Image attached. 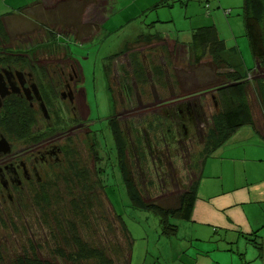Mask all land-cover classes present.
Returning a JSON list of instances; mask_svg holds the SVG:
<instances>
[{
	"label": "trees",
	"instance_id": "obj_1",
	"mask_svg": "<svg viewBox=\"0 0 264 264\" xmlns=\"http://www.w3.org/2000/svg\"><path fill=\"white\" fill-rule=\"evenodd\" d=\"M55 1L57 2L54 7H47L48 0H42L19 9L17 15L14 13L0 15V51H10L13 54H17L15 55L18 57L17 60L23 64L29 59L31 60L37 55V53L32 55L29 53L28 50L31 44L24 49L18 44L14 46V44L10 43V30L8 29L7 21L16 16L35 18L36 11L40 9L51 11V14H55L56 17L53 20L50 18L54 25L60 23L62 29L64 26L67 29H75L77 36H69V33L64 36L57 35L54 28L51 29L45 25L51 41L48 42L49 44L43 45V48L38 53L41 55H45L47 52L50 53L46 54L48 58H44L47 64L57 61H71V64H76L77 72L83 81L80 63L69 52L67 43H62V37L68 40L75 39V42H84L96 40V38L101 40L103 36L107 37L111 33L105 32L103 26L105 19H103L101 25H96L95 31L99 32V36L90 34L91 31H94V26L83 27L81 25V17L85 10L92 5V0H50V3ZM169 1L164 0L157 7L166 6ZM197 1L203 4L202 0ZM80 2H83V9L74 5V3L78 4ZM189 2L190 0L182 4L187 6ZM58 6L61 12H59ZM205 9L209 11L208 4H206ZM58 16H62L63 19H58ZM242 16L245 25V37L248 39L250 52L258 67L264 70V0H244ZM147 28L150 29L151 25H147ZM81 34L86 36L83 40L80 39L83 37L80 36ZM155 42H158L161 48L168 47L167 41L163 36L147 32L141 34L135 41L127 43L120 52L107 58L109 64L105 65V71L108 78L111 64L121 55L128 54L134 60L133 76L137 84H145L147 82L145 76L146 67L140 60L138 51L141 49L139 48L141 47L140 45L150 46ZM192 42L189 65L193 67L200 66L205 59H210V62L203 65L207 69H211L210 73L217 76V81L205 85V88L201 87L199 82L201 77L192 79L193 76L201 75L204 77L202 73H197L196 70L191 73V78H183L187 73L183 74L178 69L172 70L169 77L175 89L183 90L188 88L190 90L180 94V96L178 95L179 100L194 95L214 93V103L218 107V112L212 115L208 130L202 138L204 141L203 150L200 153L199 166L197 167L200 170L206 160L212 157L240 128L251 126L264 138V128L259 126V121L255 117L253 109L255 105L260 106L261 111L264 113V81L262 78L254 79L257 90L255 92L256 100L250 99L249 89L252 88L250 78L253 70L247 69L239 46L229 47L214 27L194 30ZM60 48L64 53L57 55ZM37 49L35 47V50ZM7 59H10V57ZM37 59L41 62L43 61V57L35 56V60ZM151 62L150 70L152 75L158 80L157 83L164 86L165 72L163 68L154 61ZM168 65L171 67L170 63ZM43 67L41 68L44 69ZM120 70H123L126 78L127 72L122 67H120ZM125 78L123 80H127ZM121 90L127 96L132 94V90L127 84H124ZM109 92L112 95L114 94L110 85ZM111 105L113 108L115 107L112 96ZM165 106H161L163 108L162 116L157 117L150 129L152 135L156 136V143L147 142L150 136L148 131L142 134L143 139H141L142 137L139 136L136 130L134 132L136 145L133 153L129 149L127 133L114 115L108 120V129L113 138L114 157L131 207L134 210L154 214L159 221L161 236L170 238L178 232L179 222H192L193 220V212L198 199L199 179L197 177L178 195L162 196L154 200L150 196L147 197L144 193L139 181L138 167L142 170V174L146 176L149 168L146 158L147 155L150 157L148 148H152V144L156 147L161 144H172V137H178V134L174 135L175 132H178L174 124V117L166 113ZM12 123L17 126V120H13ZM159 138L161 143L158 142ZM143 147H146V151H144ZM102 153L105 155L109 154L102 152L100 149V139L97 138L94 132L87 134L85 142H83V162H81V165L75 161L71 164L72 179L71 184L65 183L67 189L57 178L58 183H52L55 191H57L56 187L59 185L56 193L48 195L46 188H44L35 194L33 198L35 210L32 208L28 210H33L37 213L36 224L38 223L40 227L45 228L44 231L48 232V235L43 239L40 238L36 241L35 233L32 232V235L27 237V241L23 242L15 239L13 246H11L8 244V239L15 237L16 234H18L16 236H24L26 232L25 228H23L25 226L23 224L19 225L18 221L22 217L25 218L28 210L17 211L18 213L16 212L14 215L18 217L17 219L12 218L13 216H9V214L8 218L3 217L0 212V227L5 230L11 228L16 233H12L14 235H5V237L7 236L4 238L5 240L0 239V264H130L135 240L123 216L118 215L114 211L106 193L104 184L105 161L109 163L110 155L109 157H103ZM135 154L138 162H135L133 158ZM194 165H189L188 167L192 170ZM148 186L154 188L155 180L149 179ZM244 237L258 250H262V243L257 240L259 238L257 232L244 235ZM17 248L21 252H18ZM45 251L47 252L46 255L44 254Z\"/></svg>",
	"mask_w": 264,
	"mask_h": 264
},
{
	"label": "rangeland",
	"instance_id": "obj_2",
	"mask_svg": "<svg viewBox=\"0 0 264 264\" xmlns=\"http://www.w3.org/2000/svg\"><path fill=\"white\" fill-rule=\"evenodd\" d=\"M92 1V5H90L85 10L84 14L81 17V25L83 27H87L90 25L94 26V31H91L90 34L99 36V32L95 30L97 26L101 25L103 19L110 15L112 0ZM202 1L206 3L207 0ZM48 2L49 3L47 7H54L57 1L50 3V0H48ZM208 4L210 6V11L212 12V14H215V17L217 16V18H214L213 22H215L214 24H216V27L220 31L219 35L221 36V38L229 47H232L233 45L237 47L239 45L247 69L255 70L257 64L255 63L256 61L250 52L248 39L245 37V25L242 16L244 0H210ZM74 5L76 7L79 6L83 9V2H80L78 4L74 3ZM192 6L196 7V10L198 11V7L201 5L198 2H193L191 4V7ZM201 8L203 10V14H205L204 7L201 6ZM58 9L59 12H61L59 6ZM50 18L51 20L55 19V14L53 15L51 14V11L40 9L36 11V17H33L32 19L26 17H15L9 20L7 19L8 29L10 30V43L14 44V46L18 44L20 47H24V49H26L28 45L31 44L28 50L31 55L33 53H37V55L35 56L43 57V59L48 58L47 55L50 53L44 52L45 55H41L38 53L40 49L43 48V45L51 41L50 34L48 33V31H46V26H49L51 29L54 28L57 35L64 36L69 33V36H77V31L75 29H67L65 26L62 29L60 23L58 25H54ZM58 19H63V17L58 16ZM187 22L188 21L181 19L177 24L182 30L178 38H182V40L184 38L190 39V31H188L187 27H185L187 26ZM83 27L81 28V31ZM124 34L125 28L119 30L117 33H111L107 37L103 36L101 40L96 38V40L91 41L75 42V39L68 40L65 37H62V43H67V45L69 46V52H71L72 56L80 63L83 75V83L81 84V86L85 91L86 101L90 110L88 125L90 126L92 132L94 131V134L97 136V138L100 139V149L102 150V152L104 151L109 153L106 155L102 153L103 157H109L110 155L109 163L105 161L106 171L104 174V184L106 187V193L110 201L112 202L114 211L118 215L123 216L126 224L128 225V228L131 229L132 234L136 239L139 250H141L143 239L142 237H139V234H141L140 230L143 232L141 235L145 234L144 230L151 235H155L157 234V232H159V221L154 214L134 210L131 207L118 164H116V160L114 157V143L112 135L108 129V120L112 115H114L115 119H117V121L121 123L127 133L129 149L131 150V153H133V149L136 145L134 132L137 130L139 136H141V139H143L142 134L145 131H148V133H150V136L148 137L149 140L147 142L156 143V136L152 135V131H150V129L151 125L155 123L157 117L162 116L163 108L161 106H165V104L167 103L170 104L172 102L178 101V95L180 96V94L190 91L188 88L183 90L174 88L172 80L169 77V74L172 70L178 69L181 70L183 74L187 73V75L183 76V78H191V73L193 72V70H196L197 73H202L204 77L199 75L197 77L193 76L192 79H199L201 77L199 82L200 86L203 88L206 87L205 85L217 81L218 78L217 76H215V74L210 73L211 69H207L205 65H203L204 63L210 62V59H205L200 66L193 67L189 65L190 55L187 54L186 48L176 46L173 49L171 46H168L164 51L158 42H155L150 46H145L144 44H142L140 45L141 47H139L141 48L138 51L139 58L146 67L145 76L147 82H145V84H137L136 79L133 76L134 60L128 54L121 55L119 58H117V60H115L113 64H111L110 76L108 78V75L105 71V65L109 64L107 58H110L111 55L116 54L122 50L121 42L126 36ZM80 36H83L82 38H80L81 40L86 37L83 34H81ZM35 47H37L38 49L35 50ZM58 52L59 53L57 55L64 53L61 48ZM7 53L11 54L10 51ZM35 56L31 60L37 65V63L40 62L36 63ZM151 61H154L157 65H161L160 67L163 68L165 72V77L163 79L164 86L157 83L158 80H156L152 75L150 70V64L152 63ZM167 62L171 64V67ZM61 63H64V65H66L67 71L68 69H70L68 68V65L71 64V61H62ZM120 67L124 68V70L127 72V80H123V78H125V75L123 73V70H120ZM36 70L40 71L39 67H36ZM224 70L228 71L227 69ZM251 74L252 78H250V81L252 88L249 89L250 99L256 100L255 92H257V90L254 79L262 78L264 81V70L257 67L255 73L251 72ZM79 77L81 79L80 75ZM123 83L129 85V87L131 88L132 94L130 96H127L125 92L121 90V88L124 86ZM109 85L113 89V95L109 92ZM212 94L213 93H207L205 97H203L206 106L205 109L207 112V116L204 119L207 125L203 128V133L196 132L195 134H193L195 138H192L190 134V142L186 143L183 146L179 144H177V146H174L173 144H168L167 146L161 144L156 147L152 144L153 158L149 157L148 155L146 158L147 165L149 164L147 175L144 176L142 174V170L139 169L140 167H138L139 181L147 197L150 196L151 199L155 200L156 198H160L162 196L169 197L181 194L190 185V183L197 178V176L199 179L201 175V169L199 170V168L197 167L199 166L198 160L201 156L200 153L203 150L204 141L202 138L207 132V126L211 122L212 115L218 112V107L216 108L213 104L211 98ZM111 96L114 100V108L111 105ZM253 109L255 117L259 121V126H262L264 128V113L261 111L260 106L255 105ZM176 134L177 132H175L174 135ZM84 135L85 132H83V142H85ZM160 140L161 139L159 138L158 142L161 143ZM258 142L259 144L251 145H259L264 149V143L260 141ZM143 149L144 151H146V147H143ZM168 155H170L174 159L176 176H172L171 179L169 176V173L171 172L168 171L167 168H164L163 170L167 171L166 175L162 173V170H160L161 175L157 178L155 172L158 170H154L153 163L151 161L153 159H156V161L158 162L159 158L166 157ZM213 156L209 157V159L213 158ZM133 158L135 159V162H138L136 154ZM158 164L161 166V162H158ZM189 165H194L192 170L188 167ZM209 174H212L211 176L214 177H220L219 172L216 169ZM222 175L224 176L225 186H229L230 184H232L228 181L225 169H223ZM149 179L155 180L154 188H150L147 185ZM204 181V185H207L208 190L213 192H216L217 190H219V192L222 191V183L220 181L208 180L207 178H205ZM252 207H256V209L258 210L259 204L253 205ZM7 212L9 213V216H13L12 218H18L17 216H14L16 214L15 210L8 208ZM27 212L28 213L25 215V218L22 217V219H19L18 221L19 225L23 224L25 226L23 228H25V231L27 233L25 232L24 236H16L18 234L13 232L11 228L5 230L3 227H0V234H3L0 235L1 240H5L4 238L7 237H5V235L14 233L16 234L15 237L8 239V244L13 246V241L15 239L25 242L27 241V237L32 235V232L35 233L36 241H38L40 238L43 239L46 235H48V232L44 231V227H40L38 223L36 224L35 220L37 218V213L33 210H28ZM2 216L5 217L4 215ZM138 228H140L139 231ZM263 230L264 228L261 229V233L258 232V241L260 242V238H262V241L264 243ZM222 237V235H215L210 239H206L202 243L197 244H199L202 248L214 251L215 256L218 257L219 260L221 259L225 262H229L230 257L233 256L235 259H237V263L235 264H264V250L260 253L256 248L251 246L250 243L248 244L246 240H244V238H241L240 241H237L233 245H231L232 251L225 252L226 246H223L224 242L221 240ZM219 245L221 247L220 251L222 250L223 252H219V250H217V247ZM18 252H21L20 249H18ZM44 254L46 255L47 252L45 251ZM138 259L139 253L135 251L134 264L138 263Z\"/></svg>",
	"mask_w": 264,
	"mask_h": 264
},
{
	"label": "flooded vegetation",
	"instance_id": "obj_3",
	"mask_svg": "<svg viewBox=\"0 0 264 264\" xmlns=\"http://www.w3.org/2000/svg\"><path fill=\"white\" fill-rule=\"evenodd\" d=\"M15 55L4 50L0 54V212L6 218L8 208L15 213L35 210V194L44 188L48 195L56 193L59 185L55 191L52 183L57 178L67 189L71 164L83 162V132L85 138L92 134L90 110L76 66L68 65L72 70L67 71L62 61L47 64L44 59H37V65L30 59L23 64ZM205 95L166 104V113L174 117L178 131V137H172L174 146L190 142L196 132L203 133L207 125ZM148 149L152 157L153 149ZM151 162L154 170L166 175L163 169L167 168L171 179L176 176L170 155L159 158L161 166L156 159Z\"/></svg>",
	"mask_w": 264,
	"mask_h": 264
},
{
	"label": "crops",
	"instance_id": "obj_4",
	"mask_svg": "<svg viewBox=\"0 0 264 264\" xmlns=\"http://www.w3.org/2000/svg\"><path fill=\"white\" fill-rule=\"evenodd\" d=\"M38 1L42 0H0V15L7 13L17 15L19 9ZM163 1L112 0L110 15L105 18L104 24H106L103 25L105 32L117 33L125 28L124 35L126 36L121 42L122 49L143 33H157L166 39L168 46L173 49L176 46L186 48L189 55L193 46L194 30L214 27L218 33L220 32L213 22L217 16L212 14L210 6L209 12L205 9L210 0L203 4L197 0H190L187 6L182 3L188 0H170L166 6L157 7ZM193 2H198L203 6L205 14L201 6L198 7V11L196 7H191ZM181 19L188 21L185 27L190 31V39L178 38L182 30L177 24ZM147 25H151V28L148 29ZM162 49L165 51L167 48ZM258 141L264 143V138L251 126H245L218 149L213 158L206 160L199 177L198 199L193 212V220L192 222H179L175 236L163 237L160 230L155 235L144 230L145 234L141 235L143 232L138 228L141 233L139 237L143 239L142 249L139 250L136 239L131 229L128 228L135 239L130 264H134L135 251L139 253L137 264L237 263V259L233 256L230 257L229 262L219 260L214 251L202 248L197 243H202L215 235H222L223 246H226L225 252L232 251L231 245L240 241L241 238L249 244L244 235L254 232L258 235V232L261 233V229L264 228V149L259 145H251L259 144ZM215 169L220 177L209 174ZM223 169L227 173L228 181L232 183L229 186L224 184ZM205 178L220 181L222 191L208 190L207 185H204ZM257 204H259L258 210L252 207ZM260 239L261 251L250 244L261 253L264 250V243L262 238ZM220 249L219 245L217 250L223 252Z\"/></svg>",
	"mask_w": 264,
	"mask_h": 264
},
{
	"label": "clouds",
	"instance_id": "obj_5",
	"mask_svg": "<svg viewBox=\"0 0 264 264\" xmlns=\"http://www.w3.org/2000/svg\"><path fill=\"white\" fill-rule=\"evenodd\" d=\"M258 66V65H257ZM257 70V67H256V69L254 70V71H252L253 73H255V71ZM252 78V77H251ZM201 96L202 95H204V94H200ZM213 96H214V93L212 94ZM212 97V96H211ZM198 98V95H194V96H191V97H188V99H197ZM212 101H213V104H215L214 103V98L212 99ZM216 108H217V106H216V104L214 105ZM147 185H148V183H147ZM178 185H179V183H178Z\"/></svg>",
	"mask_w": 264,
	"mask_h": 264
}]
</instances>
